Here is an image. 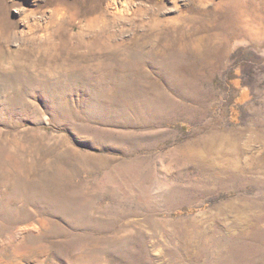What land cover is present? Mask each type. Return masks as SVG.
<instances>
[{"label":"rangeland","instance_id":"rangeland-1","mask_svg":"<svg viewBox=\"0 0 264 264\" xmlns=\"http://www.w3.org/2000/svg\"><path fill=\"white\" fill-rule=\"evenodd\" d=\"M0 264H264V0H0Z\"/></svg>","mask_w":264,"mask_h":264}]
</instances>
